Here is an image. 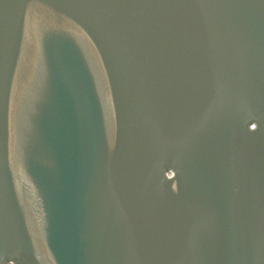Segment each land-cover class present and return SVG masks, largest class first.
Here are the masks:
<instances>
[{
  "label": "water",
  "instance_id": "obj_1",
  "mask_svg": "<svg viewBox=\"0 0 264 264\" xmlns=\"http://www.w3.org/2000/svg\"><path fill=\"white\" fill-rule=\"evenodd\" d=\"M0 264H264V0H0Z\"/></svg>",
  "mask_w": 264,
  "mask_h": 264
}]
</instances>
